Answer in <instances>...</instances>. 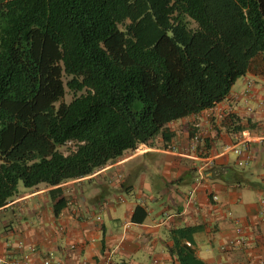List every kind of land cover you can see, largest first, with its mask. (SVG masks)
<instances>
[{
    "label": "trees",
    "instance_id": "16d2710c",
    "mask_svg": "<svg viewBox=\"0 0 264 264\" xmlns=\"http://www.w3.org/2000/svg\"><path fill=\"white\" fill-rule=\"evenodd\" d=\"M260 64L264 0H0V207L19 183L56 186L149 143Z\"/></svg>",
    "mask_w": 264,
    "mask_h": 264
},
{
    "label": "crops",
    "instance_id": "0c3cea01",
    "mask_svg": "<svg viewBox=\"0 0 264 264\" xmlns=\"http://www.w3.org/2000/svg\"><path fill=\"white\" fill-rule=\"evenodd\" d=\"M29 245L37 264H264V64L87 176L18 185L0 207V257Z\"/></svg>",
    "mask_w": 264,
    "mask_h": 264
},
{
    "label": "built area",
    "instance_id": "2783aa9c",
    "mask_svg": "<svg viewBox=\"0 0 264 264\" xmlns=\"http://www.w3.org/2000/svg\"><path fill=\"white\" fill-rule=\"evenodd\" d=\"M194 139L197 140L198 136L195 135ZM233 150L235 151V153L240 157L243 154V151H245L246 149L244 148H233ZM246 156L249 158L251 156L250 151H247ZM238 164H243V160H239ZM193 194V191H190L189 195L191 196ZM237 232L240 233L241 229L237 228ZM231 245L232 246H237V245H244V239L241 236H238L236 239L231 241ZM18 246L22 247L23 243L21 241L18 242ZM75 245L72 244L70 247L73 248ZM25 252L22 254V256L19 259L16 260H11L8 258H3L0 257V264H37V261L32 257V255L36 252V247L33 245H29L25 248ZM52 261V256L51 255H47L45 257H42L41 259V264H48ZM71 264H86L85 260H81L78 262H74ZM107 264V263H104Z\"/></svg>",
    "mask_w": 264,
    "mask_h": 264
},
{
    "label": "rangeland",
    "instance_id": "374dc122",
    "mask_svg": "<svg viewBox=\"0 0 264 264\" xmlns=\"http://www.w3.org/2000/svg\"><path fill=\"white\" fill-rule=\"evenodd\" d=\"M239 78H240V77H239ZM66 80H67V79L64 78V82H66ZM65 89H66V92H65V95H64V100H65V101H69V100L72 98L73 95H72V93L68 90L67 87H66ZM72 148H74L73 143L68 142L67 144L61 146L59 149H60V151L66 153L69 149H72ZM19 185H21V184L19 183Z\"/></svg>",
    "mask_w": 264,
    "mask_h": 264
}]
</instances>
